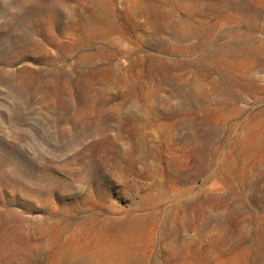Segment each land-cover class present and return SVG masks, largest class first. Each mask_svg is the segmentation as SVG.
<instances>
[{
	"label": "rangeland",
	"instance_id": "1",
	"mask_svg": "<svg viewBox=\"0 0 264 264\" xmlns=\"http://www.w3.org/2000/svg\"><path fill=\"white\" fill-rule=\"evenodd\" d=\"M102 5L0 0V264H264V0Z\"/></svg>",
	"mask_w": 264,
	"mask_h": 264
},
{
	"label": "bare ground",
	"instance_id": "2",
	"mask_svg": "<svg viewBox=\"0 0 264 264\" xmlns=\"http://www.w3.org/2000/svg\"><path fill=\"white\" fill-rule=\"evenodd\" d=\"M102 1L104 0H91V2H94L95 4L101 6L102 5ZM176 1V0H175ZM178 7H181V3L177 1V4H176ZM155 13H158L156 12L155 10H152L150 8H148L145 12V14L148 16V18H153V16L155 17ZM100 19L97 20H92L91 23L94 24V28H103V27H107L108 30L111 31V33H123V29L115 23V21L112 19H110V17L108 16V10L105 6L102 5V8H101V14H100ZM111 15V14H110ZM96 22V23H95ZM167 27V26H166ZM178 27V26H177ZM175 28V27H174ZM175 30L177 31V29L175 28ZM174 30V31H175ZM171 31V30H170ZM173 31V30H172ZM187 31V30H186ZM175 33V32H174ZM174 35V34H173ZM113 41V40H112ZM161 105L166 109L167 111V117L166 120L168 119L169 122H173L174 124L178 123V119H179V115H180V108L177 107L176 105H173L171 104V102L167 101V100H163L161 102ZM182 115V114H181ZM180 120L183 121V118L181 117ZM149 122V121H148ZM186 122V121H185ZM144 125V123H143ZM178 125V124H177ZM171 135V134H170ZM138 141V140H137ZM140 141V140H139ZM129 224L133 225V227H137L140 225V222H141V217L140 219L135 216L133 218H129L128 221H127ZM101 245V244H99ZM98 246V245H97ZM104 247V245H103ZM99 250L100 251H94L91 256L89 255L88 256V261H93L95 262L97 258L100 257V255L102 254V249H100V247L98 246ZM105 251V250H104ZM108 252V250H107ZM96 253H99V254H96ZM105 253V252H104ZM104 255V254H103ZM102 256V255H101Z\"/></svg>",
	"mask_w": 264,
	"mask_h": 264
},
{
	"label": "clouds",
	"instance_id": "3",
	"mask_svg": "<svg viewBox=\"0 0 264 264\" xmlns=\"http://www.w3.org/2000/svg\"><path fill=\"white\" fill-rule=\"evenodd\" d=\"M7 21L6 20H4V19H0V24H2V23H6Z\"/></svg>",
	"mask_w": 264,
	"mask_h": 264
}]
</instances>
